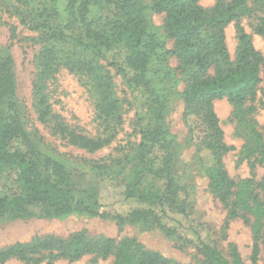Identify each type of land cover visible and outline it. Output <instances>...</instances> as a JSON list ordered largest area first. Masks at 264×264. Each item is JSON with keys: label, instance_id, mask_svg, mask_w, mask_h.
Listing matches in <instances>:
<instances>
[{"label": "trees", "instance_id": "obj_1", "mask_svg": "<svg viewBox=\"0 0 264 264\" xmlns=\"http://www.w3.org/2000/svg\"><path fill=\"white\" fill-rule=\"evenodd\" d=\"M24 8L20 20L30 29L56 43H72L90 51L94 59L112 66L123 78L137 104L141 142L139 158L144 169L167 182L160 196L142 194L132 189L119 174L100 172L96 176L97 196L94 212L123 222L155 219L162 229L178 240L192 243L206 264H245L234 246L233 260H228L209 234V226L194 219L188 211L184 190L173 175L168 129L165 122V98L159 94L150 68L176 55L178 69L186 75L184 118L214 195L227 209L226 226L243 218L252 227L251 263L258 264L264 244V174L257 179L255 169L264 164V133L255 115L264 108L260 96L264 55L252 36L238 24L236 57L230 55L226 27L251 13L247 0H217L205 8L200 0H150L151 9L164 13L165 31L174 40L167 49L165 37L147 30L146 0H12ZM257 27L264 34V16ZM55 42L40 52L41 70L34 81L39 117L43 123L56 118L54 129L68 141L89 151H96L110 141L92 138L68 127L52 114L45 80L54 76L59 65L72 72H84L98 95V118L115 119L118 101L103 65L95 60L74 62L73 54L59 52ZM65 57V58H64ZM210 70L212 72L210 73ZM171 71H168L170 73ZM16 90L14 60L7 47L0 46V109ZM227 98L238 126L248 129L239 164L248 161L249 178L236 180L229 174L224 156L232 147L224 140V130L214 107ZM28 140L24 125L13 119L0 124V178L5 167L16 169L22 190L0 199V221L32 217H65L74 212L72 169L62 161L47 158L40 163ZM111 179L124 187L121 204L125 210H107L101 198V185ZM93 255L115 258L114 264H178L159 251L148 249L135 238L89 237L86 231L67 238L52 234L37 235L29 242H16L0 249V264L16 258L25 264H55L59 259L75 262Z\"/></svg>", "mask_w": 264, "mask_h": 264}, {"label": "rangeland", "instance_id": "obj_2", "mask_svg": "<svg viewBox=\"0 0 264 264\" xmlns=\"http://www.w3.org/2000/svg\"><path fill=\"white\" fill-rule=\"evenodd\" d=\"M230 1V0H225ZM251 13L239 22H231L225 29L226 42L231 57H236L238 47V24L252 38L255 47L264 55V34L257 32L264 16V0H247ZM217 0H200L205 8L215 6ZM147 30L165 37L167 49H174V40L165 31L164 13L151 9L146 0ZM24 11L12 0H0V46L7 47L14 60L16 90L14 96L0 109V124L16 119L26 130L28 140L35 150V160L42 163L47 158L62 161L72 169L70 185L73 188L74 212L65 217L17 219L0 221V249L16 242H29L37 235L52 234L67 238L69 235L86 231L89 237L135 238L148 249L161 252L178 264H206L204 256L196 247L168 235L161 225L151 218L136 222H123L112 217L95 214L93 202L97 196L96 176L100 172L119 174L128 185L142 194L160 196L167 190L166 180L148 173L139 158L141 142L138 108L133 95L121 75L112 66L83 46L72 43H56L46 39L38 31L30 29L20 20ZM50 42H55L59 52L72 53L74 62L95 60L105 67L110 76L113 95L118 101L115 119L104 121L98 118L96 104L98 95L88 76L82 71L72 72L61 64L54 76L45 80V92L49 95L52 114L78 133L92 138H109L110 141L96 151L71 144L55 129L56 118L43 123L39 117L34 81L41 70L39 54ZM65 58V57H64ZM176 55L167 62L154 64L152 71L159 94L165 98V122L170 135L169 147L173 175L184 190L188 211L199 222L209 226V234L225 257L233 260V247L245 264L251 263L253 234L252 227L243 218L232 220L226 226L227 209L214 195L209 178L201 160V153L192 140L184 118V89L186 75L178 69ZM168 71H171L167 74ZM212 70H210V73ZM260 96L264 99V67L261 70ZM214 107L224 130V140L232 147L224 156V163L231 177L236 180L249 178L252 169L248 161L239 162L240 152L246 143L248 129L238 126L233 120V107L227 98L218 99ZM260 130L264 133V108L255 115ZM257 179L264 174V164L255 169ZM22 182L16 169L5 167L0 178V199L20 193ZM124 187L111 179L101 185V200L105 208L125 210L121 204ZM113 256L103 259L93 255L71 262L59 259L55 264H114ZM5 264H25L12 258ZM258 264H264V244Z\"/></svg>", "mask_w": 264, "mask_h": 264}]
</instances>
